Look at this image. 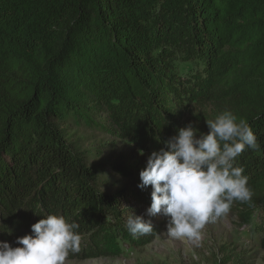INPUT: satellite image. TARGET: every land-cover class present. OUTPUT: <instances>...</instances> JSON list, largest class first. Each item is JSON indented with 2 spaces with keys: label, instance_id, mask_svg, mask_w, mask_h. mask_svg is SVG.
I'll return each instance as SVG.
<instances>
[{
  "label": "trees",
  "instance_id": "1",
  "mask_svg": "<svg viewBox=\"0 0 264 264\" xmlns=\"http://www.w3.org/2000/svg\"><path fill=\"white\" fill-rule=\"evenodd\" d=\"M184 53L197 65L186 77L172 66ZM224 111L260 145L236 158L253 196L232 206L264 215V0H0V228L63 215L79 225L74 257L118 254L122 203L151 190L102 191L61 123L146 151Z\"/></svg>",
  "mask_w": 264,
  "mask_h": 264
},
{
  "label": "clouds",
  "instance_id": "2",
  "mask_svg": "<svg viewBox=\"0 0 264 264\" xmlns=\"http://www.w3.org/2000/svg\"><path fill=\"white\" fill-rule=\"evenodd\" d=\"M206 124L207 133L192 123L179 128L164 148L149 154L139 172L137 187L152 189L147 215L167 217L166 234L173 239L199 241L207 224L226 216L234 202L253 196L244 168L234 166L246 148L260 147L251 126L231 111ZM126 224L133 237L154 232L150 220L133 213ZM78 228L63 215L49 214L31 225V234L17 237L20 246L0 241V264H66L70 254L81 251Z\"/></svg>",
  "mask_w": 264,
  "mask_h": 264
},
{
  "label": "rangeland",
  "instance_id": "3",
  "mask_svg": "<svg viewBox=\"0 0 264 264\" xmlns=\"http://www.w3.org/2000/svg\"><path fill=\"white\" fill-rule=\"evenodd\" d=\"M172 66L183 77L197 69L187 53L178 55ZM93 117L103 120L105 115L95 112ZM84 128V125L61 123L64 137L87 153L86 163L95 168V177L102 191L116 192L123 188L152 190L151 186L143 190L137 187L139 172L145 168L149 154L164 148V145H148V150H142L143 155H140L141 150L129 139ZM111 163L121 166L120 169L110 167ZM127 199L128 203H122V206L130 209L129 215L133 213L150 220L154 232L144 240H130L133 236L125 232L127 217L112 232L118 254L95 255L91 259H77L71 254L66 264H264V215L261 207L247 206L242 210L240 206H232L226 216L206 225L199 241H192L167 236L168 218L162 214L148 216L146 213L151 200L143 203L130 196ZM26 234H31V228L3 227L0 228V241L17 247L20 246L15 243L17 237Z\"/></svg>",
  "mask_w": 264,
  "mask_h": 264
}]
</instances>
